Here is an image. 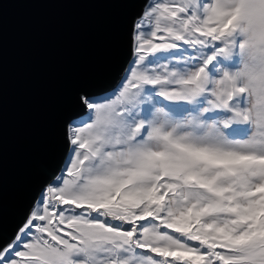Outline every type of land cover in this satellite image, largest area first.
Here are the masks:
<instances>
[{
	"label": "snow or ice",
	"instance_id": "obj_1",
	"mask_svg": "<svg viewBox=\"0 0 264 264\" xmlns=\"http://www.w3.org/2000/svg\"><path fill=\"white\" fill-rule=\"evenodd\" d=\"M127 30L0 264H264V0H145Z\"/></svg>",
	"mask_w": 264,
	"mask_h": 264
},
{
	"label": "water",
	"instance_id": "obj_2",
	"mask_svg": "<svg viewBox=\"0 0 264 264\" xmlns=\"http://www.w3.org/2000/svg\"><path fill=\"white\" fill-rule=\"evenodd\" d=\"M145 0H3L0 8V228L8 237L65 155L81 90L112 87L130 59L128 18Z\"/></svg>",
	"mask_w": 264,
	"mask_h": 264
},
{
	"label": "clouds",
	"instance_id": "obj_3",
	"mask_svg": "<svg viewBox=\"0 0 264 264\" xmlns=\"http://www.w3.org/2000/svg\"><path fill=\"white\" fill-rule=\"evenodd\" d=\"M130 60V59H129ZM110 89V88H109ZM104 93V91L103 92H100V93H97V95H100V94H103Z\"/></svg>",
	"mask_w": 264,
	"mask_h": 264
},
{
	"label": "rangeland",
	"instance_id": "obj_4",
	"mask_svg": "<svg viewBox=\"0 0 264 264\" xmlns=\"http://www.w3.org/2000/svg\"><path fill=\"white\" fill-rule=\"evenodd\" d=\"M204 2H206V0H204Z\"/></svg>",
	"mask_w": 264,
	"mask_h": 264
},
{
	"label": "trees",
	"instance_id": "obj_5",
	"mask_svg": "<svg viewBox=\"0 0 264 264\" xmlns=\"http://www.w3.org/2000/svg\"><path fill=\"white\" fill-rule=\"evenodd\" d=\"M105 92V91H104ZM100 95H102V94H100ZM99 96V95H98Z\"/></svg>",
	"mask_w": 264,
	"mask_h": 264
}]
</instances>
